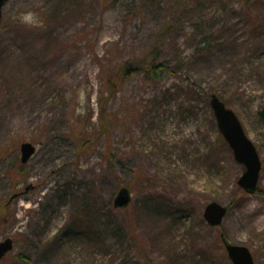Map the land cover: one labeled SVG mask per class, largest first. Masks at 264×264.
I'll return each instance as SVG.
<instances>
[{
    "label": "rangeland",
    "instance_id": "374dc122",
    "mask_svg": "<svg viewBox=\"0 0 264 264\" xmlns=\"http://www.w3.org/2000/svg\"><path fill=\"white\" fill-rule=\"evenodd\" d=\"M148 1L11 0L4 8L0 242L12 238L15 248L0 264H233L222 235L264 264V0H226L228 11L212 3L202 29V14L174 6L184 33L165 38L171 0L140 8ZM26 12L35 23L22 21ZM204 40L210 51L199 54ZM136 62L162 65V75L115 78ZM212 94L258 149L257 193L238 184L244 166L218 129ZM25 142L37 153L14 182ZM122 188L132 202L117 209ZM212 202L228 209L216 228L204 219Z\"/></svg>",
    "mask_w": 264,
    "mask_h": 264
},
{
    "label": "water",
    "instance_id": "95a60500",
    "mask_svg": "<svg viewBox=\"0 0 264 264\" xmlns=\"http://www.w3.org/2000/svg\"><path fill=\"white\" fill-rule=\"evenodd\" d=\"M10 1L0 0V21L3 18V9ZM210 104L220 133L233 151L236 162L244 166V173L238 182L239 186L248 194L256 193L262 170V163L256 146L245 133L237 114L228 108L216 94L211 96ZM258 115L264 119V108ZM20 152L21 163L26 165L35 156L37 147L30 142H25L21 144ZM33 189V185L26 187L24 192L15 194L10 202L28 194ZM131 202L130 190L122 188L114 200V207L125 209L130 206ZM227 212L228 209L226 207L217 202H212L205 208L204 219L209 226L218 227L222 224ZM221 239L228 258L233 264H255L248 248L232 245L224 235L221 236ZM14 248L15 244L12 238H7L0 242V261L13 252Z\"/></svg>",
    "mask_w": 264,
    "mask_h": 264
},
{
    "label": "trees",
    "instance_id": "16d2710c",
    "mask_svg": "<svg viewBox=\"0 0 264 264\" xmlns=\"http://www.w3.org/2000/svg\"><path fill=\"white\" fill-rule=\"evenodd\" d=\"M157 1L158 0H156V2ZM225 1L226 0H171V1H169L164 6V9H165L164 12L166 13L165 26H164V32L166 35L164 36V38L167 37V35H171L173 33L174 34L184 33V27H182V25L173 23L172 18L175 14L173 11L176 7L180 8V12H179L180 15L182 13H185L183 15L184 16L188 15L189 18H191L195 14L196 15L202 14L203 16L198 20L199 21L198 26L202 29L203 27L207 28V26L209 25L208 23H210L211 20H213V18H214L212 16V18H210V20L205 19L204 14H207V16H208V13L212 12L211 10L213 8L210 7V5L213 3V4L217 5L219 10L222 9L224 11H228L227 6H225ZM256 1L257 0H245L244 4L250 5V4L255 3ZM152 2H153V4L156 3L154 0H149L147 3L142 4L140 6V8L147 7ZM174 6H176V7H174ZM209 29H213V28L208 27V31H209ZM212 31L213 30H211L209 33H211ZM212 33H216V30H214ZM212 33H211L210 37H213ZM206 41H208V40H206ZM206 41L204 40L203 44H200L198 46L197 53L204 54V53H208V51H210V49H208L206 44H205ZM163 69H164V66H162V65L151 64L149 66V68H146V67H144L142 62H136V63H133L132 65L131 64L128 65L125 68L124 73H121L120 75H116L115 78H119V79L128 78L130 76L129 74H131L133 72H139L140 71V72H146V73L148 72V74H150L154 79H157L162 75ZM105 109L104 108L102 109L103 114L105 112ZM25 167H26V165H23L22 163H17L15 170H12L9 172V174L12 175V177H14L13 178L14 182L17 181V178H19L20 176L23 175ZM13 189H16L15 186L13 187ZM3 204L4 203L0 204V224H3V216L7 213V208H6L5 204L4 205ZM95 231H96V233H95L96 238L99 239L100 235H101L99 232L100 230L98 231V229H97ZM11 256L12 255L10 254L6 259H11ZM15 258L16 259L19 258L22 260L26 259V257L23 254L17 255V256H15Z\"/></svg>",
    "mask_w": 264,
    "mask_h": 264
},
{
    "label": "clouds",
    "instance_id": "9594fccd",
    "mask_svg": "<svg viewBox=\"0 0 264 264\" xmlns=\"http://www.w3.org/2000/svg\"><path fill=\"white\" fill-rule=\"evenodd\" d=\"M21 18H22V21L25 24L35 23V21H34V14L32 12L23 13L22 16H21Z\"/></svg>",
    "mask_w": 264,
    "mask_h": 264
},
{
    "label": "bare ground",
    "instance_id": "6f19581e",
    "mask_svg": "<svg viewBox=\"0 0 264 264\" xmlns=\"http://www.w3.org/2000/svg\"><path fill=\"white\" fill-rule=\"evenodd\" d=\"M251 209V208H250Z\"/></svg>",
    "mask_w": 264,
    "mask_h": 264
}]
</instances>
